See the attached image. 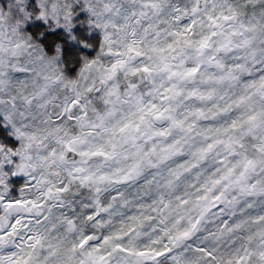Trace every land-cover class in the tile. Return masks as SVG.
I'll return each instance as SVG.
<instances>
[{
	"label": "rangeland",
	"instance_id": "1",
	"mask_svg": "<svg viewBox=\"0 0 264 264\" xmlns=\"http://www.w3.org/2000/svg\"><path fill=\"white\" fill-rule=\"evenodd\" d=\"M0 227V264H264V0H0Z\"/></svg>",
	"mask_w": 264,
	"mask_h": 264
},
{
	"label": "water",
	"instance_id": "2",
	"mask_svg": "<svg viewBox=\"0 0 264 264\" xmlns=\"http://www.w3.org/2000/svg\"><path fill=\"white\" fill-rule=\"evenodd\" d=\"M0 230H1V227H0Z\"/></svg>",
	"mask_w": 264,
	"mask_h": 264
}]
</instances>
